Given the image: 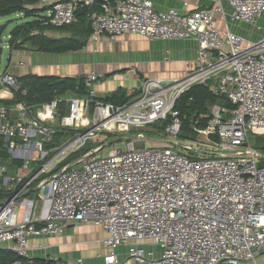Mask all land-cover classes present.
Here are the masks:
<instances>
[{
    "label": "built area",
    "instance_id": "built-area-1",
    "mask_svg": "<svg viewBox=\"0 0 264 264\" xmlns=\"http://www.w3.org/2000/svg\"><path fill=\"white\" fill-rule=\"evenodd\" d=\"M93 1L39 3L46 23L62 28L74 24L77 9ZM102 1L101 13L89 19L91 42L122 35L194 39L196 68L180 79L143 81L123 105L94 101L91 112L95 95L90 87L97 78L90 74L89 98L67 97V115L60 120L59 100L5 105L26 91L12 74H0V151L8 158L0 161V191L8 195L0 203V245L11 243L30 262L31 239L59 237L67 226L91 225L106 236L102 264H258L264 255V152L250 145L248 135L264 136V39L247 42L220 30L216 16L223 14L221 3L226 2L232 21L254 25L264 12V0H215L187 15L156 11L149 0ZM195 85L208 86L231 105L211 108L207 128L198 131L202 147L176 139L180 122L175 103ZM159 122H167L168 137L161 145L146 147L145 134H128ZM56 125L86 131L47 149ZM100 132L126 135L125 149L113 148L101 157L100 145L52 173ZM14 161L22 163L15 175L10 173ZM32 185L44 192L48 208L19 222L18 207ZM121 245L127 246L122 258L116 253Z\"/></svg>",
    "mask_w": 264,
    "mask_h": 264
},
{
    "label": "crops",
    "instance_id": "crops-1",
    "mask_svg": "<svg viewBox=\"0 0 264 264\" xmlns=\"http://www.w3.org/2000/svg\"><path fill=\"white\" fill-rule=\"evenodd\" d=\"M149 1L156 11L174 9L187 15L213 5L215 0ZM221 6L223 14L216 16V24L220 30L225 28L247 42L256 43L264 39V12L254 25H250L232 21L229 5L222 2ZM36 8L44 7L38 1ZM89 37L85 47L77 52L43 54L32 50L12 51V56L18 62L9 64L5 72L15 78L34 75L87 79L92 74L97 81L91 84L90 89L95 98L103 99L117 89H123L129 96L130 92L137 91L147 79H180L196 68L198 43L194 39L160 41L122 35L114 40L102 37L97 42H91ZM11 174L15 175L16 170ZM42 194L44 192L35 185L28 189L18 207L17 221L24 222L32 213L38 216L48 208V202ZM71 228H75L77 233H68ZM105 237L104 233L91 225L67 226L59 237L31 239L29 254L41 261L58 259L75 264L80 259L82 264H102L100 255L103 254L102 241ZM12 246L11 243H6L0 245V248L11 249Z\"/></svg>",
    "mask_w": 264,
    "mask_h": 264
},
{
    "label": "trees",
    "instance_id": "trees-1",
    "mask_svg": "<svg viewBox=\"0 0 264 264\" xmlns=\"http://www.w3.org/2000/svg\"><path fill=\"white\" fill-rule=\"evenodd\" d=\"M38 1L0 0V18L19 15L25 20L9 32L7 39L8 49L10 51L32 50L43 54H65L82 50L86 45L87 37L91 34L90 16L92 13H101L103 1L94 0L89 7L83 6L77 9L76 23L62 28H53L46 23L45 9L36 8ZM114 1L111 0V2ZM4 30L5 26H0V42ZM16 79L21 91L25 90L26 95H22V92L15 93L13 99L3 101L5 105L12 106L18 102L41 105L59 100L56 113L58 120L67 115L68 104L65 108V99L67 97H77L78 99L89 98V88L86 87V78L84 77L58 78L54 76L38 77L25 75L16 77ZM135 96L136 93L127 96L123 89H117L103 99H92L89 111H92L94 101L123 105ZM214 105L231 108L226 98L215 96L208 86L195 85L190 87L175 103V110L178 112L180 122L178 136L182 139L193 140L197 136L198 131L205 130L211 120V108ZM166 125L167 122L154 124L155 128H158L160 131H164ZM54 129L53 141L46 146L47 149L59 147L69 139H73L77 134L86 131V129L63 128L58 125L54 126ZM108 135L113 138L115 136L112 134ZM254 148L264 152V140L259 138ZM89 150V148H86L83 152L76 151L70 154L52 173L60 171L63 167H67L71 162L80 158ZM7 159L6 152L1 150L0 161L5 162ZM21 165V162H12L10 173L14 172ZM7 196L3 191H0V203ZM0 264H53V261L33 259L29 262L16 254L12 249L0 248Z\"/></svg>",
    "mask_w": 264,
    "mask_h": 264
},
{
    "label": "rangeland",
    "instance_id": "rangeland-1",
    "mask_svg": "<svg viewBox=\"0 0 264 264\" xmlns=\"http://www.w3.org/2000/svg\"><path fill=\"white\" fill-rule=\"evenodd\" d=\"M23 18L19 15H12L8 17H2L0 18V26H5V30L3 32L2 40L0 42V74H3L9 64H13L18 62V59H16L14 56H12V51L8 49V44H7V39L9 32L18 24L23 22ZM65 108L67 107V102L65 101ZM67 114V111H66ZM90 115V113H88ZM58 122V120H57ZM159 124V123H158ZM156 125V124H155ZM156 126L152 125L150 127H146L141 130H131L128 132V134L131 136L136 133H143L145 134L147 141L145 142L146 147H150L153 145H161V140L165 139L168 137V135L165 134L164 131H160L158 128H155ZM123 136V137H122ZM124 136L126 135H118L110 137L107 133L100 132L96 135V138L94 141L88 146L89 149L96 148L97 146L102 145L103 150L99 153L98 156L105 157L107 154L113 149H120L124 150L125 149V144L124 142ZM120 137V138H119ZM123 139H122V138ZM264 140V136H254V135H248V140L250 142V145L254 147L256 145V142L258 139ZM117 139V140H116ZM120 139V140H119ZM177 141L180 142V144H183L185 142L190 143H196L198 147H202L204 143V137L197 134V136L193 139H182L179 136L176 137ZM114 146V147H113ZM68 233H77L75 228L69 229ZM127 251V246L121 245L116 249V253L119 255L120 258L123 257V255ZM258 264H264V255H262L258 259Z\"/></svg>",
    "mask_w": 264,
    "mask_h": 264
},
{
    "label": "water",
    "instance_id": "water-1",
    "mask_svg": "<svg viewBox=\"0 0 264 264\" xmlns=\"http://www.w3.org/2000/svg\"><path fill=\"white\" fill-rule=\"evenodd\" d=\"M89 142H90V141L84 143L81 147H79V148L77 149V152H83V151L85 150V148H86V146H87V144H88Z\"/></svg>",
    "mask_w": 264,
    "mask_h": 264
}]
</instances>
